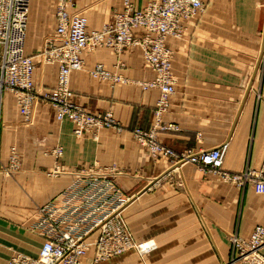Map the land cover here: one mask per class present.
I'll use <instances>...</instances> for the list:
<instances>
[{"label": "crops", "instance_id": "obj_1", "mask_svg": "<svg viewBox=\"0 0 264 264\" xmlns=\"http://www.w3.org/2000/svg\"><path fill=\"white\" fill-rule=\"evenodd\" d=\"M71 15L87 19L88 30L110 23L123 0H71ZM151 0H129L136 9ZM56 0H30L25 51L34 62L35 92L56 82L58 67L45 62L47 41L58 45ZM141 34V31H137ZM174 93L161 116L171 129L158 140L179 152L200 151L227 142L222 168L257 173L264 161V0H204L203 9L184 23L180 37L168 36ZM83 67L70 74L71 101L90 113L111 111L122 131L101 128L73 134L67 118L35 100L25 119L15 96L6 92L0 110V264L16 254L36 256L43 237L33 229L36 210L72 181V172L91 166L115 167L117 183L129 198L123 215L136 242L152 247L128 250L94 263L90 250L81 264H227L229 236L248 238L264 225V194L251 184L236 187L218 175L185 162L152 154L131 134L154 122L157 88L142 89L153 79L139 46L121 52L110 47L85 51ZM101 64L126 82L90 75ZM61 146L62 173L49 153ZM13 149V151H12ZM12 152L18 168L6 170ZM264 254V243L262 246Z\"/></svg>", "mask_w": 264, "mask_h": 264}, {"label": "built area", "instance_id": "obj_2", "mask_svg": "<svg viewBox=\"0 0 264 264\" xmlns=\"http://www.w3.org/2000/svg\"><path fill=\"white\" fill-rule=\"evenodd\" d=\"M30 0H0V110L4 93L15 96L22 116L27 119L35 100L50 104L58 120L69 119L73 134H95L101 128L122 131L123 126L111 111L90 113L71 101L70 74L83 67V53L100 47L121 52L130 46H139L153 79L140 82L142 89L157 88L159 98L154 106V122L148 130L133 128V137L152 154L172 159L174 164H194L218 175L224 182L243 187L251 184L258 194H264V161L257 173L249 170L229 172L222 168L227 142L200 151H175L158 140V130L171 129L173 124L161 122L167 111L169 97L175 91L170 72L172 52L168 36L180 37L184 23L194 18L204 7V0H151L136 9L129 0L113 13L110 23L100 29L88 30L87 19L71 15V0H56L55 32L62 37L58 45L47 41L42 54L45 62L58 67L55 85L37 94L33 81L34 62L25 51ZM141 31V34H137ZM90 75L112 82H126L115 72L97 64ZM13 151V149H12ZM49 153L56 164L47 173H62L57 160L62 156L61 146ZM18 168V159L12 152L6 170ZM72 181L54 198L36 210L38 218L33 225L43 241L36 256L16 254L7 264H81L90 250L94 263L118 256L128 250L143 253L150 243L136 242L125 222L123 211L129 198L117 183L121 173L115 167L91 166L72 173ZM230 260L227 264H264L262 246L264 225L255 226L248 238L237 234L229 236Z\"/></svg>", "mask_w": 264, "mask_h": 264}, {"label": "rangeland", "instance_id": "obj_3", "mask_svg": "<svg viewBox=\"0 0 264 264\" xmlns=\"http://www.w3.org/2000/svg\"><path fill=\"white\" fill-rule=\"evenodd\" d=\"M71 2H72V1H71ZM73 6H74V4H73V2H72V5L70 6L69 11H70L71 8H73ZM7 167H8V166H7ZM7 167H6V168H7Z\"/></svg>", "mask_w": 264, "mask_h": 264}]
</instances>
